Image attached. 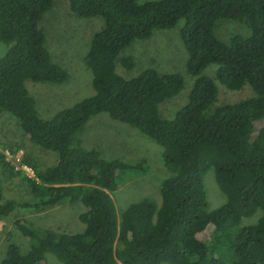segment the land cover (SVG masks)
<instances>
[{
    "label": "trees",
    "instance_id": "obj_1",
    "mask_svg": "<svg viewBox=\"0 0 264 264\" xmlns=\"http://www.w3.org/2000/svg\"><path fill=\"white\" fill-rule=\"evenodd\" d=\"M67 3L72 16L102 21L84 58L94 92L41 119L25 82L66 80L37 26L52 0H0V43L8 45L0 58V113L6 112L30 142L56 156L44 169L25 154L11 166L4 152L14 156L16 148L0 142V173L17 178L31 195L28 201L4 200L0 189V221L13 211L42 213L66 200L84 209L78 216L83 230L66 234L60 222L55 230L38 229L17 216L13 226L28 245L23 240L21 252L8 240L0 264H52L54 259L60 264H264V128L254 129L264 120V0ZM179 20L185 71L193 82L186 103L163 120L158 105L182 90V78L147 68L124 79L115 64L132 41ZM218 20L238 21L248 33L222 42L214 34ZM120 63L130 68L132 59ZM209 65L216 66L219 85L229 91L247 86L251 95L215 105V83L202 75ZM98 114L161 147L162 164L171 175L159 184L158 205L142 199L116 214L110 195L123 172L140 165L105 160L98 151L82 148L76 134ZM208 171L225 196L211 211L203 186Z\"/></svg>",
    "mask_w": 264,
    "mask_h": 264
},
{
    "label": "rangeland",
    "instance_id": "obj_2",
    "mask_svg": "<svg viewBox=\"0 0 264 264\" xmlns=\"http://www.w3.org/2000/svg\"><path fill=\"white\" fill-rule=\"evenodd\" d=\"M134 1L143 3L156 0ZM182 24L183 21L179 20L170 29L154 30L147 39L134 40L121 49L118 58L122 60L131 57L130 68L122 66L120 60L115 64V73L124 79L132 78L147 68H152L160 74H177L182 78V90L158 105V115L163 120L172 119L175 112L186 103L193 82L192 77L185 71L186 53L178 33ZM37 26L44 36L43 45L51 62L63 68L66 73V80L62 84L29 81L24 84L38 116L41 119H49L57 112L93 94L91 73L85 65L84 58L91 36L102 27V21L100 18H76L69 13L67 0H52L51 7L40 17ZM247 33L245 26L234 20H218L214 27V34L222 42H226L232 35H247ZM7 49L8 45L0 43V58L5 55ZM215 69V65H209L202 72L203 76L212 79L215 83L217 89L215 105L234 103L251 95L247 86L237 91H229L219 85L214 80ZM260 128H264V120L254 123V129ZM76 135L79 136L82 148L98 151L105 160L120 161L130 167L139 163V168H129L123 172L117 190L110 195L117 215L129 205L142 199L150 198L157 205L159 204V184L171 175L162 164L161 147L125 125L111 120L105 114L90 118ZM0 142L5 146L16 148L14 156L19 158L24 154L30 156L41 169L55 162V154L30 142L6 112L0 113ZM7 163L10 164L8 161ZM5 173H0L2 198L15 201L30 200L28 189L19 185L17 178L9 179ZM203 186L208 211L217 209L225 202V196L218 190L212 171L204 175ZM83 210L79 202L71 204L65 200L42 213L13 211L0 221V260L4 256L8 240L21 252L25 250H22L20 245H24L25 242L28 245V240L13 226L14 218L17 216H23L27 223L38 229L55 230L60 222V231L72 235L83 230V225L78 221V216ZM253 218L243 221L249 223ZM10 233H16V236ZM54 261L60 264L55 259ZM54 261L52 264H56Z\"/></svg>",
    "mask_w": 264,
    "mask_h": 264
},
{
    "label": "built area",
    "instance_id": "obj_3",
    "mask_svg": "<svg viewBox=\"0 0 264 264\" xmlns=\"http://www.w3.org/2000/svg\"><path fill=\"white\" fill-rule=\"evenodd\" d=\"M4 156H5V159H6L7 161H9L12 165H13L14 163H19L20 158H19L18 156H11V155H10L8 152H6V151L4 152ZM20 169L26 171V174L28 175V177H31V176H32L31 171H29V170L27 169V167L23 166V167H20Z\"/></svg>",
    "mask_w": 264,
    "mask_h": 264
},
{
    "label": "clouds",
    "instance_id": "obj_4",
    "mask_svg": "<svg viewBox=\"0 0 264 264\" xmlns=\"http://www.w3.org/2000/svg\"><path fill=\"white\" fill-rule=\"evenodd\" d=\"M9 162V161H8ZM11 164V163H10ZM12 165V164H11Z\"/></svg>",
    "mask_w": 264,
    "mask_h": 264
}]
</instances>
